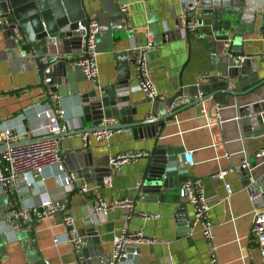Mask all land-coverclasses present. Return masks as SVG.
<instances>
[{
  "label": "crops",
  "instance_id": "obj_1",
  "mask_svg": "<svg viewBox=\"0 0 264 264\" xmlns=\"http://www.w3.org/2000/svg\"><path fill=\"white\" fill-rule=\"evenodd\" d=\"M185 1L188 0H84L86 12L98 22L95 44L98 76L96 82H91L84 78L78 67L72 66L71 79L55 92L59 95L58 104L64 110L66 131L88 125L81 116L79 94L91 84L102 85L113 80L114 52L142 42L144 31L152 34L154 42L147 63L150 78L164 99L155 102L146 99L137 89V79L130 66L129 102L136 104L134 119L159 115L156 107L177 92H181L182 97L173 102L174 108L180 106L179 102H187L191 94L201 96L209 88V79L225 76V60L230 55L235 59L241 55L253 57L257 77L264 76V33L258 30L264 21L259 20V15L252 28L246 26L245 29L242 25L233 39L229 33L227 38L231 42L228 40L227 46L221 40L202 41L199 36L194 43L192 40L196 36L192 34L189 39L165 38L166 32L177 29L173 18L182 16ZM119 4H125L128 19L119 13ZM256 12L264 14V8ZM184 18L185 13L181 21ZM227 47L230 54L225 52ZM26 61L20 46L7 39L0 28V146L3 129L21 137L34 124L35 112L45 106L46 90L38 85L35 73L27 68ZM234 101L230 95L218 93L196 105L181 107L165 121L158 140V143L170 147L181 146L187 154V174L197 179L206 195L215 196L208 214L210 241L202 237L196 224H189L186 233L178 231L174 215L179 203H184L187 220H192L191 205L176 194L180 182L170 189L153 191L147 185L142 190L146 156L109 168V176L103 179V184L87 183L89 190L84 194L59 185L56 177H60L61 172L56 165L49 164L38 176L27 174L29 185L23 187L18 196L14 195L12 206L9 207L8 198L0 189V264H79L76 251L64 240L65 227L60 212L34 220L26 228L13 226V210H29L44 199L63 202L75 216L74 225L79 232L83 228L82 219L88 215L93 218L99 239L96 246L99 255L94 264H102L111 250L113 238L123 227L125 210L113 207L105 216L96 214L93 211L95 196L105 202L131 199L132 214L126 222L127 231H140L151 239L150 242L134 244L137 257L119 264H261L250 225L254 212L264 208V183L255 187L252 183L244 186L236 176V168L230 166L243 162L246 156L264 145V111L263 133L242 138L235 127ZM247 102L264 103V84L238 104ZM153 142L152 138L133 139L127 130L118 129L111 131L107 142H97L89 134L88 147L84 151L99 157L97 162L102 165L107 157L121 152L149 153ZM83 144L82 134L58 139L59 149ZM256 161L257 165L250 172L252 180L258 181L264 173V158L256 157ZM219 169L227 170L222 178L214 176ZM225 184L229 185V194ZM142 214L151 217L144 218ZM54 237L58 239L56 243L52 241ZM83 239V245H87Z\"/></svg>",
  "mask_w": 264,
  "mask_h": 264
},
{
  "label": "water",
  "instance_id": "obj_2",
  "mask_svg": "<svg viewBox=\"0 0 264 264\" xmlns=\"http://www.w3.org/2000/svg\"><path fill=\"white\" fill-rule=\"evenodd\" d=\"M259 8H264V0H197L194 8L185 12L184 21L188 22L193 18L199 27L192 32L180 27L166 32L164 37L188 38L192 34L196 36L192 40L194 43L197 36L205 42L215 40L231 42V39L237 37L238 29L242 25L244 28L254 26L257 15L260 21H264V14L256 12ZM0 18L3 35L20 46L28 62L27 68L35 73L38 85L45 88L47 94L58 91V87L69 82L72 65L59 59L57 55L77 54L80 51L83 30L78 29V25H83L86 29V23L90 18L84 8V0H0ZM232 18L235 24H231ZM258 30L264 33V24H260ZM229 33L231 39L227 38ZM225 52L230 54L229 47ZM133 59L134 52L131 49L116 50L114 79L102 85L91 84L86 91L79 94L81 116L83 121L88 123L86 127L49 135L60 140L76 134H86L82 146L60 148L58 151L65 169L76 174L85 183L95 181L97 185H102L103 179L109 176L108 157L105 164L101 165L97 162L99 157L92 156L90 151H84L88 147L89 134L102 129H124L133 139L143 137L153 139V147L145 157L142 190H145L147 185L153 191L170 189L177 187L179 182L187 177L194 178L187 174L185 164L187 157L184 149L181 146L170 147L158 143L159 136L165 121L181 107L196 105L218 93L230 95L235 99V127L242 138L257 137L263 133L264 103L238 104L239 100L242 101L264 84V76L258 78L256 75L253 57L241 55L235 59L232 55L228 56L225 60L227 65L225 76L209 79L207 86L210 89L202 92L201 96L194 97L191 94L187 102H179L180 106L174 108L173 102L182 97V93L177 92L156 107L159 115L137 119L132 117L136 104L129 102L128 80ZM260 149L261 157L264 158V145ZM256 165V157L252 154L246 156L243 162L230 167L236 168V176L244 186L252 183V187H255L259 183H264V173L258 181L252 180L250 169ZM183 207L184 203H179L174 216L178 231L186 233L189 224L193 225V221L187 220ZM32 222L29 220L28 225L31 226ZM82 222L83 228L78 231V235L85 238L87 245L75 250L76 257L79 264H94L99 255L96 248L99 239L94 221L88 215ZM132 249V246L126 247L127 254L120 257L118 262L134 260L137 256L130 254Z\"/></svg>",
  "mask_w": 264,
  "mask_h": 264
},
{
  "label": "built area",
  "instance_id": "obj_3",
  "mask_svg": "<svg viewBox=\"0 0 264 264\" xmlns=\"http://www.w3.org/2000/svg\"><path fill=\"white\" fill-rule=\"evenodd\" d=\"M197 4V0H188L184 2V7L181 11L183 14L187 10H191ZM119 13L126 19L128 15L125 4L118 5ZM182 16H180L182 18ZM180 17H174V27H183L187 32H192L199 27L195 19H190L188 22L181 21ZM1 22V18H0ZM78 29L83 30L81 34L82 42L80 51L75 54H58L59 59L65 60L68 64L76 66L82 72L84 78L91 82H96L98 76L96 62V35L98 32V22L95 18L90 17L86 23V29L83 25H78ZM130 31L131 29L128 28ZM227 46V41L224 42ZM134 52L132 70L136 76V86L150 101L163 100L164 96L154 86L149 70L148 60L149 55L154 49L152 34L148 31L143 32L142 42L133 45L130 48ZM215 55V52H211ZM45 106L35 112V122L26 130L21 137H16L9 129H3L1 133L0 146V189L8 198L9 207L14 204V195L18 196L22 192V188L28 186L26 179L28 173L33 176L41 174L43 168L49 164H54L57 170L61 172L60 177H56L57 182L61 186H65L69 190H77L80 194L86 193L89 189L87 183L78 178L73 172H68L59 156L58 139L50 137V134H58L65 131L64 128V110L58 104L59 95L55 92L46 95ZM105 122V121H103ZM107 122V121H106ZM112 130L102 129L93 131L91 135L97 142H107ZM28 134V136H27ZM83 138L86 134H82ZM145 151L138 152H121L108 158L107 167L114 168L120 164L131 163L140 156H146ZM187 155V154H186ZM262 150L254 153L255 157H260ZM246 165V163H244ZM226 169H219L214 176L222 178L226 173ZM227 194H229V185H224ZM177 197L184 202H187L192 207V221L200 228V233L206 241L211 239V224L209 221V209L211 202L215 196H208L203 191L202 187L197 183V179L187 177L180 182L176 191ZM93 211L96 214L105 216V214L113 207H121L125 210L124 224L120 233L112 240V247L107 254L106 261L102 264H119L118 259L125 257L126 247L132 246L131 255H137V248L134 244L142 242H150L151 239L143 236L140 231L128 232L126 222L132 214V200L129 198H121L105 202L101 197L95 196L93 202ZM61 213V223L65 227L63 233L66 240L74 250H78L84 242L83 237L78 235V231L74 225L75 216L63 202H55L51 200H41L38 206L29 210H13V226L17 228L28 227V221H34L44 218L50 214ZM29 216V218H28ZM156 217L157 215H152ZM142 217H151L149 214H142ZM26 226V227H25ZM250 232L254 236L255 243L258 248L260 262L264 264V208L254 212ZM53 243L58 241L57 237L52 239ZM131 244V245H130ZM209 252L213 253V247L210 245ZM214 260V259H212ZM35 264H46L39 262ZM167 264H174L168 262Z\"/></svg>",
  "mask_w": 264,
  "mask_h": 264
}]
</instances>
